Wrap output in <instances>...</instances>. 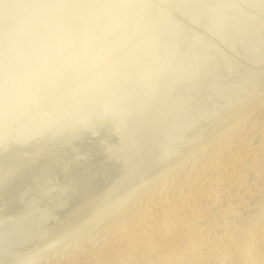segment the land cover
Segmentation results:
<instances>
[{"label":"bare ground","instance_id":"bare-ground-1","mask_svg":"<svg viewBox=\"0 0 264 264\" xmlns=\"http://www.w3.org/2000/svg\"><path fill=\"white\" fill-rule=\"evenodd\" d=\"M38 5L46 20L33 12L41 18L31 22L44 19L49 25L32 27L25 19L12 25L13 18L23 19ZM0 32V264H205L221 250L220 261L227 258V264H264V204L254 208L251 218L259 219L246 235L231 229L201 232L194 209L180 222H169L167 232L139 230L131 242L118 245L121 255H101L108 243L92 248L93 258L61 261L53 254L65 241H58L62 233L49 238L41 229L52 221L57 228L78 205L93 202L103 189L91 184L94 175L144 133L157 139L161 160L154 154L158 167L143 171L150 173L143 176L152 186L134 210L145 216L162 211L173 220L180 216L176 206L163 209L159 203L165 200L149 202L152 187L218 145L230 150L244 127L251 128L257 117L264 120V0H0ZM105 85L124 97L109 92L115 104L106 102L103 121L87 130L100 115H94L96 109L90 114L91 107L87 111L92 92L106 91ZM105 95L98 99L110 96ZM250 151L239 147L227 158L234 169L244 165L240 175L260 179L258 162L243 161L254 156ZM231 164L215 173L226 176L234 171ZM222 183L213 191L187 188L183 196L205 200L208 194L214 201L226 190ZM32 211L36 216L30 221L47 217L36 225L41 237L36 241L29 240L30 233L19 234L33 227L27 225ZM123 222L130 231L136 224L134 218ZM24 246L18 255L11 249Z\"/></svg>","mask_w":264,"mask_h":264},{"label":"rangeland","instance_id":"rangeland-1","mask_svg":"<svg viewBox=\"0 0 264 264\" xmlns=\"http://www.w3.org/2000/svg\"><path fill=\"white\" fill-rule=\"evenodd\" d=\"M33 12L40 14V16L46 20V13L43 14V8L40 7V5H38L37 8L34 10H30V9L28 10L27 9L26 12L21 15V17L23 19L19 18L16 21L13 18V21L11 22L12 25L14 26L20 20L25 19L26 21L31 22L33 18L40 17L39 15L34 14ZM44 19L39 21L40 23L39 22H36V23L31 22L32 27H38V26L44 27V26L49 25L47 22L44 23V21H45ZM48 22L55 25V22L53 20L48 21ZM92 23L93 22H91V25H92ZM51 32L53 33L54 30H51ZM83 43H84V41H83ZM59 52L61 53V50L58 51V53ZM63 53H64V55L66 54V52H64V51L62 52V54ZM59 55H61V54H59ZM64 55H61V56H64ZM114 85L110 84V86H114ZM105 86H106V91H105L104 86H103L104 89H102V88H100V89H101V91L103 90L106 93H108V95H110V93L114 94V92L116 91L111 87L113 90V93H112V91L110 92V89H109L110 87L107 85H105ZM107 87H109V88H107ZM107 89H109V91H107ZM92 90L94 91V89H92ZM103 91L100 93L97 90L95 94H94V92H92L93 96L91 95L92 96L91 99L94 100V101H92L94 103H92L90 101L91 106L89 105V107H87L88 109L85 107L80 108V105H78V109H81L80 111L87 109V111L89 112V109L91 107L92 110L90 109L91 110L90 114H93L94 109H96V112H94V115L96 113H98V114L100 113V115H97V114L95 115L96 117H99V119L95 117L96 121L94 118H92V120L94 119L93 120L94 124L90 123V121L88 122L87 130L89 127L91 129H93V127L94 126L96 127L98 125V123L100 125V123L103 121L102 117H100V116H103L105 113V110H107L105 107L109 106L110 103H112L111 98L113 101L115 100L114 97H116L118 95V92H119V90H118V92L116 91L117 92V93H115L116 96H114L115 94L112 95L113 97L110 95L109 96L110 98L107 96L106 100H102V99L106 98V95H105L106 93L103 95V93H104ZM97 92L99 93V95ZM100 94H102V95L100 96ZM120 94L118 95L117 99H119ZM95 95L97 96V98L94 97ZM122 95L124 97L123 93L121 94V96ZM102 96H103V98H102ZM123 97H120V98H123ZM95 98L98 101H100V103H102L103 105L101 106V104ZM98 98L99 99L102 98L101 100L104 102H101V100H99ZM95 100H96V102H95ZM108 100H109V102H108ZM113 103L111 104V106L113 105ZM101 108L103 110L105 108V110L103 111V110H101ZM75 111L79 112L77 109ZM101 111H103V113ZM76 112H74V114ZM88 112H86L87 115H88ZM66 114H68V113H66ZM101 114H103V115H101ZM71 115L72 114L68 115V117L71 118L70 117ZM260 119L261 120H259V118L257 117L255 119V120H257V122L255 124H253L251 128H249L250 126H248V127H244L246 129L243 128L242 131L240 130L241 132L238 134V136L240 138L237 137L236 140L234 139V144L236 143L237 147L235 146L236 144L235 145L233 144L234 146L232 145V147H234V148L229 147V149L230 148L231 149L228 150V148H227L228 146L227 147L220 146V149H219V147H218L219 145H218L217 146L218 150L217 149L209 150L208 152H206L203 155V157H202V159H200V161L198 159H196V161H194V162H197V160H198L199 162H197V163H194V162L190 163L191 161L190 162L186 161V164L183 163V166L180 167L179 170H177L175 174L170 173L169 177L167 175V177L164 179V181H162L157 186L154 185L155 188H153L154 186L152 187V190H150L151 191L150 192L151 197L149 198V202L153 204L154 201L165 200V202L163 201L164 203L163 202L159 203V204H162L164 206L163 209H165L168 205L169 206L170 205L176 206L179 209L178 213L180 212L181 214H180V216H177L175 220L170 219L162 211L161 212L160 211L155 212L154 214H152L150 216H145L144 214L141 213L139 208L134 210V203L141 201L143 196H144L145 191H147V189H150V187H148V186H152L151 184H148L150 180H148L147 178H148V175L150 174L149 173L150 170L152 171L153 168L156 169V167H158V165H159V164L157 165V161L155 163V160H154L156 157L155 155L158 154V157L160 159L159 152L156 151L158 149V147H154L158 143L157 139H152V138H150V136H148V134L144 133V134L139 135V136H141V138H139V140H137L139 137L138 135L134 136V138L132 137L130 139V143L128 144L129 146L123 148L122 153L119 154L117 159H115L112 162L113 164L108 168H102L101 169V173H100L99 177H97L96 174L94 175V177L92 178L93 181L91 182V184L93 183L94 188L98 187L97 191L100 187H103V189L100 191L99 195L97 196V198H95V200L93 202L86 203L85 205L83 203L78 205L79 207L77 208V210L75 212H73V215H72L73 217H67V219H65L64 221H61L57 225V228L59 229L60 233H57L58 229L56 228L55 224L53 225L54 227L51 226L53 224V221H52L50 224L46 223V224H43V226H41L42 227L41 229H43L42 230L43 234L42 233H40V234H42V236H46V234L48 233V237H49V234L51 235V233H52V235H51L52 238L53 237L55 238V236H56V239H58L57 236H59L61 233L64 235V233H65L64 236H61L62 235L61 234L59 237V240H58V241H60V240L64 241L63 240V238H64L65 241L61 242V246H58V248L55 250L56 252H54V254H53L55 258L58 257L57 259H60L61 261L66 260V259L70 260V259H78V258H85V257L93 258L94 255L91 254L93 251L92 248H94V247L95 248H101V246H105L108 243H110V246H108L106 249L103 248V250H101L102 251L101 255L104 254V256H112V255H114V253H117V252H119L118 255H121L123 252L121 249H119L118 245L122 244V243H126V242H131L132 239L135 237V233H137L139 230H144V231L145 230H151L153 233H160L163 231L167 232L168 228H166V225L169 222H180V220H182L186 216V214H189L188 212H190L194 209H196V212H199L200 216H201L200 217L201 225L199 228L201 232H205V231L207 232L208 231L209 233L210 232H213V233L216 232V234H218L219 231H222V229H227V230L231 229V230H234L237 235H240V236L246 235L247 233L252 231V228L255 226V224L257 223V221L259 219V216L256 218H251V214L253 212H255V209L257 210L259 208V206L261 207L264 204V187L262 186L264 183H262V185H261V182H259L260 179L263 180V178H264V151H263L264 142L262 143V141H264V120H262V118H260ZM100 120H102V121H100ZM85 133H87V132H85ZM87 134L89 135V133H87ZM144 135H145V137H144ZM155 140H156V142H155ZM144 142H145V144H143ZM153 142H155V143H153ZM260 143H262V144H260ZM137 145H138V147H137ZM258 146L260 149L257 148ZM235 147L237 149L239 147L245 148L249 151L251 150L254 153L253 157L250 155L248 158L244 159L243 161L247 162L246 163L247 165H249V162H255V161L258 162V164H259L258 171L260 172L262 178L259 179L257 175L254 176L255 174L253 175V174H249V173H246L244 175H240V174H243L244 173L243 171L245 170L243 164H242L243 166L242 165L239 166L237 163V166L239 168L237 166H235V169H234V166L230 162L231 158H229V160H228L227 156H230V154H232L233 149H234V152L236 151ZM226 148H227V150H226ZM258 150H259V152H258ZM217 151H218V153H217ZM223 151H224V153H223ZM227 151H230V152H227ZM219 153L221 156L219 155ZM132 154H133V156H132ZM218 155H219V158H218ZM128 159H130V160H128ZM148 159H149V161H148ZM120 160L122 161L121 163H120ZM138 160H139V162H138ZM142 160H144V161L142 162ZM227 160L230 163H228ZM136 162H138V163H136ZM119 163H120V165H119ZM188 163H190V164H188ZM230 164H231V168H233L234 171L228 170V173H226V176L221 177V176H218V173H215L219 169L227 168V165L229 167ZM147 165H148V167H147ZM150 165H152L153 168H151ZM202 165L204 168L201 167ZM204 165H206V166H204ZM234 165H236V164H234ZM113 166H114V168H113ZM115 167L117 168V170L119 168H121V170L119 169L118 171H116ZM207 167H209V168H207ZM112 169H114V170H112ZM241 169H243V170H241ZM144 170H148L149 172L146 171L147 173L145 172V174H144V172H143ZM236 170L238 171V173H236ZM113 173H114V175H113ZM102 174H104V175H102ZM172 174H174V178H173ZM116 175H118V177ZM143 175L146 176L147 178L144 177ZM141 176H143V177H141ZM137 177H139V178L137 179ZM141 178H143V179H141ZM217 178H219V179H217ZM221 179L223 181L222 184H223L224 188H226V190L224 189L218 195H216V196L214 195V198H215L214 201L210 200L211 198H210V195L208 196V194L205 196L206 199L203 198V196H202V198L205 200H202L200 197L195 199L189 195H188V197H186L185 196L186 194L183 196V194H184V192H186L187 188H190L193 190H199L200 189V190L213 191L217 186L216 185L217 182H219V180L221 182ZM215 180L216 181L218 180V181L214 182ZM135 183H137V185H136L137 187L134 185ZM165 183H167V184H165ZM110 184H112V185H110ZM257 186H258V188H257ZM127 189H129V191ZM125 190H127V192H125ZM143 191H144V193H143ZM252 192H253V194H251ZM259 192H260V194H259ZM67 193H68V191H64L63 196H67ZM117 193H119V194H117ZM122 193L127 194V195H124ZM142 193H143V195H142ZM169 193H170V195H169ZM102 194H103V196H102ZM164 194H166V195H164ZM115 196H117V197H115ZM162 196L163 197L169 196V197L163 198ZM122 197H124V198H122ZM109 199H110V202H109ZM174 199L176 200L175 204H174ZM211 201H213V202H211ZM251 209H253L254 211ZM102 210H103V213H102ZM104 210L106 212H104ZM53 211L59 212V208H55ZM29 216H30V218H29V222L27 225L32 224L33 227L28 229V231H25V232L22 231L19 234L20 235H27L30 233L29 240H30V238L32 241L39 240L40 235H39V232H37L38 229H35L37 227L36 225H39L38 223H42L43 220L47 219V217H40L38 219L30 221L31 218L36 216V213L34 211L31 212V215L29 213ZM96 216L98 219H96ZM216 216H218V217L216 218ZM129 218H134L136 220V224L132 227L133 229L131 231L128 230L129 229L128 226H124V222H123L124 220H127ZM68 219L71 222H69V221H68L69 223L66 222ZM89 222H90V224H89ZM86 223L88 225H86ZM81 225H83V226H81ZM80 226H81V228H80ZM108 226H109V233H106V235H104L105 229ZM68 227H70V228L72 227L71 229L74 228L73 231L74 230L75 231L72 233L71 229H66ZM125 227H127V228H125ZM212 227H214V228H212ZM33 229H35L34 232L32 231ZM52 229H54L57 234H55L54 230H52ZM61 229H63L64 231H67V232H64ZM44 230H46V231H44ZM68 230H71V231L69 232ZM179 232H181V230ZM44 233H45V235H44ZM53 234H55V235H53ZM66 234L69 236L67 237ZM70 234H73V235H70ZM70 236H72V237H70ZM193 237L194 238L197 237V233H194ZM76 241H78V242H76ZM123 241H126V242H123ZM116 245H117L118 249H116V247H115ZM26 247H28V246H24L23 248H19L18 250L14 249V248H11V249H12L14 254L18 255ZM59 250H60V252H59ZM221 251H223V252L218 253V254H220V256H216L215 259H212L211 261H208L205 264H227L228 263L226 261V260H228L227 258H225L226 262L220 261L225 255V250H221ZM138 253H140L141 255L144 254V252H142V251H138ZM101 255H99V256H101ZM99 256H97V257H99ZM95 259H96V257L93 260H95ZM141 264H148V263L144 262Z\"/></svg>","mask_w":264,"mask_h":264},{"label":"water","instance_id":"water-1","mask_svg":"<svg viewBox=\"0 0 264 264\" xmlns=\"http://www.w3.org/2000/svg\"><path fill=\"white\" fill-rule=\"evenodd\" d=\"M66 130H67V128H66Z\"/></svg>","mask_w":264,"mask_h":264}]
</instances>
